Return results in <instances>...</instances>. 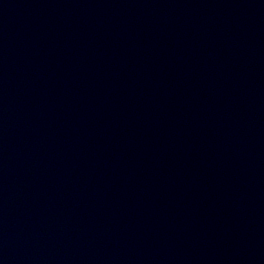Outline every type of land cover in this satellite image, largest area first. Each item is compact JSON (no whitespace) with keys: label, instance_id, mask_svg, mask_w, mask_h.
Wrapping results in <instances>:
<instances>
[{"label":"water","instance_id":"1","mask_svg":"<svg viewBox=\"0 0 264 264\" xmlns=\"http://www.w3.org/2000/svg\"><path fill=\"white\" fill-rule=\"evenodd\" d=\"M0 264H264V0H0Z\"/></svg>","mask_w":264,"mask_h":264}]
</instances>
